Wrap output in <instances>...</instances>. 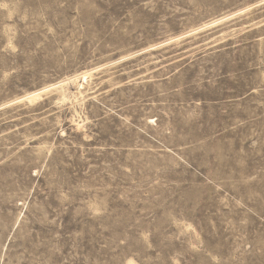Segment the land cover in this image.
I'll list each match as a JSON object with an SVG mask.
<instances>
[{
  "label": "rangeland",
  "instance_id": "1",
  "mask_svg": "<svg viewBox=\"0 0 264 264\" xmlns=\"http://www.w3.org/2000/svg\"><path fill=\"white\" fill-rule=\"evenodd\" d=\"M262 1L0 0V264H264Z\"/></svg>",
  "mask_w": 264,
  "mask_h": 264
},
{
  "label": "bare ground",
  "instance_id": "2",
  "mask_svg": "<svg viewBox=\"0 0 264 264\" xmlns=\"http://www.w3.org/2000/svg\"><path fill=\"white\" fill-rule=\"evenodd\" d=\"M260 4H264V0L260 3ZM260 4H257V5H260ZM253 6L249 7V10L250 8H252ZM240 12V11H239ZM233 15H229V16H222V18H219L218 20L216 21H213L212 23H210L209 25H216V24H219V23H222L223 21H226L228 19H231ZM233 18V17H232ZM200 29V28H199ZM92 76L91 72L89 71H83L81 73H78V74H74L72 77H68L67 79L65 78V80H61V82L59 81L54 88H58V87H61L63 90L67 91L66 88L68 87V85H75L76 88L78 87V89H80V87H83L84 85V82H88L89 78ZM72 85V86H73ZM67 86V87H66ZM74 86V88H75ZM69 88V87H68ZM67 88V89H68ZM85 88V87H83ZM59 90V89H58ZM57 90V91H58ZM61 90V89H60ZM62 90V91H63ZM70 90V89H69ZM68 90V91H69ZM65 91L63 92L64 94L68 93ZM73 91V90H72ZM70 95V94H69ZM40 96V92H33L31 94L28 95L27 98H29L30 100H35L37 99L38 97ZM65 96V95H63ZM62 96V97H63ZM67 96V95H66ZM65 98V97H64ZM63 98V99H64ZM67 98V97H66ZM80 128V127H79ZM129 263L130 264H137L134 260L130 259L129 260Z\"/></svg>",
  "mask_w": 264,
  "mask_h": 264
}]
</instances>
